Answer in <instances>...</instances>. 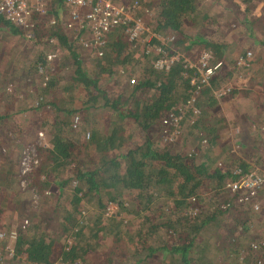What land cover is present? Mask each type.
I'll return each mask as SVG.
<instances>
[{
  "label": "trees",
  "instance_id": "1",
  "mask_svg": "<svg viewBox=\"0 0 264 264\" xmlns=\"http://www.w3.org/2000/svg\"><path fill=\"white\" fill-rule=\"evenodd\" d=\"M241 1H260L264 5V0ZM143 2L153 11L154 29L175 34L172 49L192 60H197L203 50H210L211 65L221 60L223 64L211 75V85L197 92L193 106L180 120L182 134L174 146L163 139V118L194 93L190 77L185 75L194 67L179 60L170 69H157L153 57L141 63L136 55L141 53L139 47L120 26L107 33L105 53L85 66L78 58V47L62 33V26L56 30L47 28L40 18L38 40L56 34L60 44L76 58V71L70 86L58 92L61 64L56 61L47 65L43 49L39 50L24 64L27 71L46 67L42 74L48 78L39 84L38 103L8 113L6 120L0 119L1 127L11 121L21 126L15 130L20 134L17 137L24 134L18 145L24 150L32 143L39 158L28 176L12 168L23 153L4 168L6 173L0 177V229L7 224L4 217L12 206L9 202L14 194L10 186L15 179L24 177L26 190L35 192L36 200L45 204L42 211L24 216L27 220L16 238L15 254L5 258L4 264H264L263 252L250 245L257 238L248 232L258 221L260 211L244 208L246 216L237 218L243 235L224 236L217 227L224 230L225 214L230 209L202 205L200 199L208 192L217 196L212 199L215 203L233 198L224 187L238 176L237 167L220 156L222 149L216 152L226 137L223 129L227 120L213 114L217 100L212 87L225 83L233 72L226 71L231 64L224 59L230 46V40L222 34L224 17H212L207 7L209 0ZM249 24V34L263 50L264 16L255 17ZM6 25L14 33L23 32L0 15V27ZM253 28L260 29L262 36ZM207 32L218 35L217 39L207 37ZM253 38L237 54L246 56L247 51L252 52L249 67L241 69L257 67L255 80L243 89L244 96L264 88V56L256 52ZM236 61L237 58L229 68H237ZM139 64L141 70L135 83L120 76L121 67ZM112 79L113 83H109ZM69 87L85 94L81 105L77 104L76 94H69ZM256 95L252 94L251 100ZM1 113L0 118L5 115ZM76 115L80 123L75 126ZM261 116L264 118V113ZM136 132L140 133L138 139ZM235 165L243 173L252 170V164L243 157H238ZM111 202L119 205L118 212L108 211ZM49 203L51 206L46 207ZM194 204L199 212H194ZM13 205L11 208L20 213ZM122 212L137 218L136 226L119 233L118 240L109 244L118 231H123V219H119ZM51 222L60 225L61 233L46 230Z\"/></svg>",
  "mask_w": 264,
  "mask_h": 264
},
{
  "label": "rangeland",
  "instance_id": "2",
  "mask_svg": "<svg viewBox=\"0 0 264 264\" xmlns=\"http://www.w3.org/2000/svg\"><path fill=\"white\" fill-rule=\"evenodd\" d=\"M207 7L212 11V17L215 18L216 16L224 17L223 22L221 23V29L223 30V36L228 40L232 38H236L240 34V39L236 42L234 47L227 48L226 51L227 57H225V61L230 63L231 65L234 62V59L238 58L240 55L237 56L238 53L241 52V49L249 45V37H252L247 30L250 26L249 23L252 22V19L258 16H264V5L258 1H252L250 4H245L241 0H209ZM242 2V3H241ZM145 8L148 6L144 3ZM148 8V7H147ZM146 23L149 24L150 28L157 32L162 33L163 36L166 37L168 35V30H156L154 27L155 24V16L153 11L144 12L142 13ZM250 18V21H247L246 18ZM233 24V25H229ZM240 27V28H239ZM245 29V31H244ZM255 33L260 37L262 36V32L260 29L253 28ZM3 32V31H1ZM0 32V42H3L6 46L5 49L0 51V72L2 73V79L0 80V87L6 84L10 75L15 73L12 72L17 70V72H22L25 68V63L30 62V58L37 55L34 47L33 42L28 40L22 34H14L9 30L7 33ZM207 37H210L213 40H216L218 35L213 32H207ZM3 39V40H2ZM254 40V38H253ZM139 44L141 42H138ZM256 44V52L262 56H264V49L258 46V42L254 40ZM3 52V53H2ZM183 53V52H182ZM197 54V52H195ZM139 57L140 62L144 63L146 60L148 61L149 58L155 56V53L152 52L149 55H143L141 53L136 54ZM149 56V57H148ZM226 56V55H225ZM152 58V60H153ZM199 58V57H198ZM192 60V59H191ZM198 60V59H197ZM195 61V60H193ZM231 65L228 66L226 71L232 69V76L226 81L231 82L233 84V89L230 93L224 95L221 98H216V106L213 108V114H216V118L220 116H224L226 118L227 125L223 129L226 132L225 136L222 140L220 147H216V152L222 149L220 152V156L222 159L227 158V162L232 164L234 167H238L237 159L238 157H243L246 159L250 164H252V169H257L260 175L264 176V118L261 116L264 112V88L260 91L253 92L252 94H257L253 100H251V96H244L243 89L245 86L252 83L255 79V69L253 66L248 69H241V68H229ZM15 66V68H14ZM140 68H139V67ZM12 70V71H8ZM141 70V65H137V67L130 66L129 68H125L124 73H120V76H124L126 80L129 81V76L137 77L138 73ZM32 73V71H31ZM21 79V78H16ZM15 79V80H16ZM124 79V78H123ZM113 79L109 83H113ZM37 82V79H36ZM17 86H20L18 82ZM108 83V84H109ZM34 84V83H32ZM21 85H28L30 84L26 81L23 82ZM15 86V84H14ZM33 86V85H32ZM22 88L24 86H21ZM74 94L78 97V104L81 105L82 100L86 97L83 92H80L78 89H74ZM234 94H238V98L232 100V96ZM4 95L0 94V109L7 110L6 112H2L1 114H5L4 117L0 118L1 120H6L9 117H6L8 113L15 112L14 109L17 105L25 106V103L22 102L23 100V93L21 91L20 97H12L9 95V98L3 97ZM35 99V98H34ZM232 100V101H231ZM236 104H234L233 103ZM35 102V101H34ZM236 106V113L238 114V122L236 124L234 120L227 117V113ZM187 112L184 114L186 115ZM248 114V115H247ZM99 114L98 116H100ZM196 117V116H195ZM208 117L214 118V115H208ZM256 121H259V125ZM26 126V125H25ZM259 126V127H257ZM159 128V127H158ZM17 125L15 121L9 122L6 126H0V177H3L6 173V166L10 163L9 161L16 160V157H19V153H22L26 149L27 146L31 145L34 146L32 143L26 145L25 149L23 150L24 146L21 147L20 144L23 141V136L16 137V130ZM133 129V128H132ZM132 131V130H131ZM139 132H136V134ZM182 134V128H179V133L172 141H169L168 144L173 143L176 146L179 143L177 138L179 139L180 135ZM140 133L136 135L138 139ZM21 137V138H20ZM207 141H204V143ZM18 146V147H17ZM8 162V163H7ZM15 167V168H14ZM16 167L18 168L19 174L20 171V162L17 161L15 164L13 163L12 168L17 171ZM7 168V167H6ZM17 172V173H18ZM13 188V197L9 202L11 207H14L13 203L18 206L19 210L21 211L18 213L14 208H9L6 213L4 220L7 223L0 229V263L4 264L6 262L5 258L9 259L15 254V242L18 234L23 230V224L26 223L27 218L24 216H28V214L33 213L34 211H38L41 207L45 208V204L38 202L36 199L38 195H35L33 191H27L22 180L15 179L14 183L10 186ZM50 193V190L47 191ZM19 198L18 201H15ZM200 199L202 201V205H210L211 207L215 206V202L212 201L217 199V196L208 192L206 194H201ZM262 200H264V193L262 196ZM51 206V204H46V207ZM192 206V205H191ZM190 206V207H191ZM110 210L112 212H118L119 205L117 203H110L109 204ZM194 207L197 208V204H194ZM192 208V207H191ZM245 207L236 206L235 209H230V212H226L225 214V227L224 230H221L217 227L219 232L222 231V234L225 236H238L243 235L241 232L242 224L237 221L239 216H246L244 215L243 210ZM190 209V208H189ZM40 211H42L40 209ZM247 213V212H246ZM139 217V216H138ZM119 219H123V222L120 226L122 232H117L116 235L109 240V244L113 242V239L118 240L119 233L122 234L125 231H132L133 228L136 226L137 218H134L131 215H128L124 212L119 214ZM120 220V221H121ZM29 225V222H28ZM27 225V226H28ZM46 230L56 234L60 232V225L56 223V226L51 222L46 225ZM248 232H252L255 234L256 238H263L264 237V204L263 209L260 211L258 216V221L254 222L253 225L250 226ZM125 247V246H124ZM127 247V246H126ZM14 248V250H13ZM130 249L128 246L127 250ZM225 254L227 250H224ZM219 253V252H218ZM220 254H223L220 250ZM19 257H21L19 255ZM24 257V256H23ZM152 264V263H148Z\"/></svg>",
  "mask_w": 264,
  "mask_h": 264
},
{
  "label": "built area",
  "instance_id": "3",
  "mask_svg": "<svg viewBox=\"0 0 264 264\" xmlns=\"http://www.w3.org/2000/svg\"><path fill=\"white\" fill-rule=\"evenodd\" d=\"M143 11H150L149 8H145L143 0H0V15L20 27L30 41H39L36 35L37 22L44 17L49 28L56 30L62 26L63 33H66L70 43L78 49L86 50L90 57H99L105 53L107 33L114 27L120 26L129 39L135 41L134 45L139 47L143 55L155 53L152 60L155 68L167 70L179 60H182L187 67H194L192 72H185V75L190 77L192 85L190 89L193 88L194 93L186 101L175 105L163 118L165 126L163 139L169 142L179 133L180 120L193 106L197 92L206 85H211V75L224 61L221 60L211 65L213 53L210 50H203L198 60L193 61L180 50L172 49L175 34L169 32L165 37L162 33L153 31L146 23L142 15ZM47 41L55 45V48L60 43L56 35L49 36ZM251 55V51H247L246 56L240 55L236 61L237 68L249 67ZM45 57L47 60H53L58 57V54L55 50H47ZM119 71L122 74L125 68L121 67ZM136 80L137 77L129 76V83H135ZM232 89L231 82L212 87L215 98L223 97ZM194 110L199 112L198 108ZM79 123L80 116L76 115L73 124L76 126ZM39 135L44 136V132L39 131ZM22 153L21 175L28 176L39 161L37 150L35 146L29 145ZM235 171L238 176L229 180L224 187L227 193L234 195L233 198L215 203V206L224 209L227 207L235 209L236 206H242L250 210L261 211L264 204L262 200L264 176L260 175L257 169L243 173L241 168L237 167ZM21 180L24 184L25 178L22 177ZM108 211H111L110 207ZM196 211L199 212V207L194 209V212ZM250 245L255 251L264 254V237L252 241ZM74 264H81V262L77 261Z\"/></svg>",
  "mask_w": 264,
  "mask_h": 264
},
{
  "label": "crops",
  "instance_id": "4",
  "mask_svg": "<svg viewBox=\"0 0 264 264\" xmlns=\"http://www.w3.org/2000/svg\"><path fill=\"white\" fill-rule=\"evenodd\" d=\"M42 19H44V21L46 23V27L49 28L47 26L48 24H47L46 18L42 17ZM8 30L10 32L14 33L10 29V26L9 25L0 27V32L3 31V32H1V34L2 33H7ZM53 30H55V29H53ZM62 33H63V30H62ZM14 34H16V33H14ZM19 34H21V33H19ZM63 34H64V36L67 37V35H66L65 32ZM22 35L25 36L24 34H22ZM54 35H56V34H54ZM240 37L241 36H237L236 38H232L230 40V46L231 47H234L235 46L234 44L239 41ZM250 38L251 37H249V39ZM32 42H33V47H34L36 53L39 50H41V49H43V52L44 53L47 50L48 51L55 50L57 52L58 57L55 58V59H53V60H48L47 65L51 64L52 62H56V61H59V65L61 64L60 73L59 74L61 75L62 80L60 81V86L58 87L57 91L58 92H60V91L62 92L63 91L62 90V87H66V85H69L70 86V84L73 81V76L75 75V71H76L75 70L76 69V62H75L76 58L71 54V52L68 49H66L60 43H59V46L57 48H55V45L49 43L47 41V39L39 40L37 42H35V41H32ZM5 44L3 42H0V51L2 49H5L6 48ZM76 52L79 54L78 55V58L81 60L82 65H85V66H90L91 63L96 58V57H90L89 53L86 50L81 49V48L80 49H77ZM225 57H227V54H226ZM14 68H15V66H14ZM45 68H46L45 66L43 68H39L38 67V70L37 71L36 70H33L32 73H31V71H27L26 69L23 70L22 72H17V70H14V71L8 70V71H12V72H15V73H13V74L10 75V78H8L6 80L8 82L6 84L2 85L3 87H0V94L1 95H4L3 97H5V98H9V95L15 98V97H20L21 91H22V93H23V100H22V102L25 103V106H22V105H19L18 104L17 107H15V109H14L15 112H17L18 110L24 109L27 106H30V105H33V104H37L38 103V93H39V89H40V85L39 84L40 83H45V80H47V78H48L47 76H44L42 74V73H44ZM16 78H21V79H16ZM43 78H44V81H42ZM1 79H2V73L0 72V80ZM36 79H37V82H36ZM25 81L30 84V87L28 85H21ZM16 82H18L20 86H17V83ZM32 83H34V84H32ZM14 84H15V86H14ZM21 86H24V87L22 88ZM69 91H71V92H69V94H72V93L74 94V90H72V88H70V87H69ZM238 96H239L238 94H234L232 96L233 97L232 100L237 99ZM233 103H234V101H233ZM77 104H78V102H77ZM229 110H231V111H229L227 113V117H229V118L231 117L230 119L234 120V122H236V124L240 123V121L238 122V120H237L238 119V114L236 113L237 112L236 111V106H233V108H231ZM3 111L6 112L7 110L0 109V112H3ZM25 117H26V114H25ZM18 127H21V126H18L17 125V128ZM16 134L18 135L19 133L16 132ZM220 201H222V200H220ZM220 201H218V202H220ZM257 239H259V238H257ZM257 239H254V240H257ZM254 240H251V241H254Z\"/></svg>",
  "mask_w": 264,
  "mask_h": 264
}]
</instances>
